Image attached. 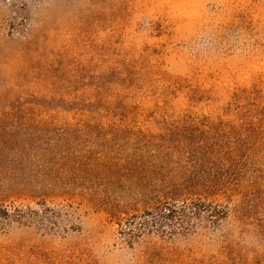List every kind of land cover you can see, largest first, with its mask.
Wrapping results in <instances>:
<instances>
[{"label":"rangeland","instance_id":"obj_1","mask_svg":"<svg viewBox=\"0 0 264 264\" xmlns=\"http://www.w3.org/2000/svg\"><path fill=\"white\" fill-rule=\"evenodd\" d=\"M0 264H264V0H0Z\"/></svg>","mask_w":264,"mask_h":264},{"label":"trees","instance_id":"obj_2","mask_svg":"<svg viewBox=\"0 0 264 264\" xmlns=\"http://www.w3.org/2000/svg\"><path fill=\"white\" fill-rule=\"evenodd\" d=\"M252 182L243 181L240 185H235L232 183L228 184H196L191 186L180 185L177 187L176 192L173 194L172 200H179L180 198H189L190 202L194 203L193 198L206 197V196H221L228 195L233 191H241V194L244 196V199L250 198ZM245 194V195H244ZM249 200V199H248ZM171 213V212H170Z\"/></svg>","mask_w":264,"mask_h":264}]
</instances>
